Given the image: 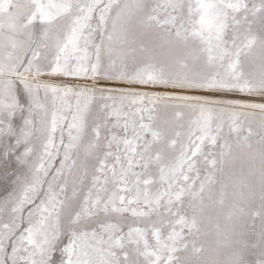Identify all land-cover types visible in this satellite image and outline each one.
<instances>
[{
    "label": "snow or ice",
    "instance_id": "6c2138e0",
    "mask_svg": "<svg viewBox=\"0 0 264 264\" xmlns=\"http://www.w3.org/2000/svg\"><path fill=\"white\" fill-rule=\"evenodd\" d=\"M0 264H264V0H0Z\"/></svg>",
    "mask_w": 264,
    "mask_h": 264
},
{
    "label": "rangeland",
    "instance_id": "374dc122",
    "mask_svg": "<svg viewBox=\"0 0 264 264\" xmlns=\"http://www.w3.org/2000/svg\"><path fill=\"white\" fill-rule=\"evenodd\" d=\"M115 86H119V85H115Z\"/></svg>",
    "mask_w": 264,
    "mask_h": 264
}]
</instances>
